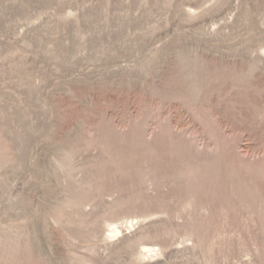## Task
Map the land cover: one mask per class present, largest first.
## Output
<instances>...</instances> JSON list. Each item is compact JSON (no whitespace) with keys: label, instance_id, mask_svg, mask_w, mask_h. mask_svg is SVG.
Instances as JSON below:
<instances>
[{"label":"rangeland","instance_id":"rangeland-1","mask_svg":"<svg viewBox=\"0 0 264 264\" xmlns=\"http://www.w3.org/2000/svg\"><path fill=\"white\" fill-rule=\"evenodd\" d=\"M0 264H264V0H0Z\"/></svg>","mask_w":264,"mask_h":264},{"label":"bare ground","instance_id":"bare-ground-1","mask_svg":"<svg viewBox=\"0 0 264 264\" xmlns=\"http://www.w3.org/2000/svg\"><path fill=\"white\" fill-rule=\"evenodd\" d=\"M110 235L111 236H115L116 234H118L119 233V230H118V228L117 227H113L111 230H110ZM145 246V245H144ZM147 251L149 250V248H145ZM151 252V251H150ZM147 253V252H146ZM148 255V254H147Z\"/></svg>","mask_w":264,"mask_h":264}]
</instances>
